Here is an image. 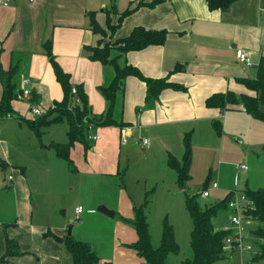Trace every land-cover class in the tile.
<instances>
[{
	"label": "crops",
	"instance_id": "0c3cea01",
	"mask_svg": "<svg viewBox=\"0 0 264 264\" xmlns=\"http://www.w3.org/2000/svg\"><path fill=\"white\" fill-rule=\"evenodd\" d=\"M140 1L147 4L151 0H12L8 7L0 6V65L3 70H8L19 60L18 86L27 79L29 90L37 96L41 94L44 103L49 102L52 106L53 102L62 99V91L44 55L42 45L50 41L56 62L70 74L72 84L83 86L92 115L104 116L108 102L100 94L99 87L111 81L114 70L91 61L86 47H94L100 40L106 43L109 38L111 42L120 40L137 26L166 31L163 45L129 52L124 59L145 77L158 79L167 76L170 82L185 90L165 89L151 107H145V84L135 77H128L123 92L116 97L113 117L129 125L124 128L104 126L100 130L104 132L113 127L121 144L139 142L137 136H147L141 141L149 154L157 147L167 158L169 155L182 158L184 152L178 155L179 145L186 134L192 139L206 135L208 122L223 116L224 112L205 106L209 96L226 91L252 95L237 79H253L258 66H264V0H237L224 12L209 11L205 0H164L154 7H138ZM112 3L116 10L109 15L112 25L117 23L122 12L128 9L132 12L123 19L112 37L102 38L91 31L89 16L93 12L98 25L106 30V10ZM236 50L250 56L251 67L237 61ZM177 65L181 67L174 71ZM15 102L13 107L19 112ZM234 111L245 113L242 108ZM14 119L0 118V158L16 173L14 177L8 175L10 184L7 188L14 191L19 215L31 186L26 180L25 168L23 175L20 169L14 168L22 165L13 161L8 139L4 137L2 121ZM124 131L128 136L123 142ZM107 135L111 134L107 132ZM96 136L99 137L96 142L100 141L101 136ZM110 138L111 141L98 144L97 150L104 153L112 147L114 153L116 139ZM143 140L147 142L144 144ZM174 144L178 145L176 151L173 150ZM76 148L78 146L70 150L71 159H74ZM31 220L32 215L26 218L28 228L23 230L13 224H6L9 228L5 230L6 225L0 226V258L5 253L4 233L15 240L24 253L3 264H33L32 260L39 261L38 264H58L53 256L61 253V248L57 247L59 242L51 236L44 237L49 229L36 228L31 225ZM35 256L40 259H34Z\"/></svg>",
	"mask_w": 264,
	"mask_h": 264
},
{
	"label": "rangeland",
	"instance_id": "374dc122",
	"mask_svg": "<svg viewBox=\"0 0 264 264\" xmlns=\"http://www.w3.org/2000/svg\"><path fill=\"white\" fill-rule=\"evenodd\" d=\"M25 88L29 90L31 87L26 84ZM1 93L0 87V97ZM30 100L31 97H22L14 101L20 110H16L17 119L2 121L10 155L17 165L25 168L31 191L24 197L18 215L14 191L7 188L10 184L8 175L14 177L16 173L11 167L0 170V226L13 224L23 230L28 228L26 218L32 215V226L49 229L53 236L64 238L72 225L71 238L90 244L98 257V264H146L133 248L137 233L132 222L135 209L147 201L144 212L152 247L159 246L164 223L171 225L179 252L168 257V264H183L192 256L190 234L193 226L185 206L187 196L198 195L197 202L203 206L220 201L228 193L233 198L245 189L264 191V124L246 113L225 111L217 119L221 124L220 131L210 120L208 134L193 139L190 135L189 178L179 186L175 171L167 164L165 152L162 154L155 147L149 154L141 141L147 137L144 135L137 136L139 142L128 141L127 138L128 142L121 144L113 127L104 132L101 127L89 129L90 136L99 135L101 140H88L91 148L86 154L81 144H75L72 147L78 146L72 159L75 171H70L68 163L57 158L49 147L53 142H68L67 123L58 122L44 127L38 138L23 120L38 118L33 116L32 109H38L42 115L51 105L44 103L41 94L37 100ZM107 132L111 135L108 136ZM110 137L116 139L115 152H112V147L104 153L97 150L96 146L111 141ZM173 150H178L177 144L173 145ZM183 152L181 141L178 155ZM175 158L180 160L181 157ZM239 165L246 166L247 170H239ZM213 183L217 185L216 189H211ZM204 188L210 191L207 198L201 195ZM79 205L82 213L75 219V208ZM101 206L113 212L114 216L98 212L97 208ZM220 225L227 230L236 228L228 215ZM253 226L243 220L240 233L244 243L254 247ZM4 227V230L9 228L7 225ZM57 247L61 248V253H55L53 257L57 258L58 264H70L65 245L59 242ZM252 256L251 253L229 251L222 261L215 264H262L260 260H252ZM39 257L34 259L39 260ZM32 261L33 264L39 262Z\"/></svg>",
	"mask_w": 264,
	"mask_h": 264
},
{
	"label": "trees",
	"instance_id": "16d2710c",
	"mask_svg": "<svg viewBox=\"0 0 264 264\" xmlns=\"http://www.w3.org/2000/svg\"><path fill=\"white\" fill-rule=\"evenodd\" d=\"M164 0H151L149 3L138 2L137 6L154 7ZM209 11H227L229 7L237 0H205ZM114 4L110 6L107 12L106 30L102 29L95 19V14L92 12L89 16V27L94 34H98L102 38L112 37L117 28L121 25L123 19L130 14L131 10H126L119 14V18L115 25L111 24L110 14L115 13ZM109 31V35H107ZM167 32L164 30L145 29L141 26L134 27L128 36L111 42L110 38L106 43L102 40L94 47H86L89 52V59L96 61L102 65L110 66L114 70V76L111 81L99 87V92L108 102L107 112L104 116L92 115L88 98L82 85H74L71 82L70 74L56 62L52 54L51 42L47 41L42 46L44 55L46 56L56 82L60 85L62 91V99L58 102H53L52 106L45 114L38 116L36 119L23 120L26 126L40 138L44 127L53 123L66 122L68 125V142L67 143H51V147L56 157L68 163L70 171L74 170V164L70 157V150L75 144H81L86 154L91 147L88 144L89 129L91 127L115 126L119 128L127 127L129 124L118 122L114 119L113 111L116 97L119 92H123L126 78L135 77L142 81L146 86L145 107H151L158 100L161 92L165 89L185 90L184 87L174 84L169 81L166 76L164 78L152 79L145 77L136 67L127 64L125 55L129 52H137L146 49L149 46H161L166 41ZM113 45H116L113 47ZM115 50L114 55L112 51ZM122 61L123 64L120 62ZM19 60H16L8 68L3 70L0 65V86L2 89L0 97V118L11 117L16 118V110L13 107V102L22 99V92L16 83ZM177 65L174 71L180 69ZM244 88L251 92L252 95L243 93H234L232 91L214 93L205 100V106L209 109H215L221 113L228 110H238L240 108L253 119L264 124V66L260 64L257 68L256 75L253 79H237ZM18 87L20 89H18ZM75 89V93H72ZM30 101L37 100L35 92L29 90ZM140 112V109L138 110ZM213 127L220 131L221 124L218 121H213ZM190 134L184 137V154L181 160L169 155L167 164L173 169L177 175V183L183 186L184 182L189 178L188 169L191 161L190 157ZM0 168L6 170L8 164L4 159L0 158ZM20 173L23 175V167ZM9 179V178H8ZM205 189V188H204ZM254 205L253 210L248 212L251 219V225L254 227L251 232L254 238L252 260H260L264 264V191L245 189L241 191ZM231 193H228L220 201L201 206L197 202V196L193 195L186 197V210L192 222V231L190 234V247L192 256L183 264H215L224 259L222 245L224 239L231 235L230 231H225L220 225L222 219L229 215L228 200L231 198ZM147 201L140 207L135 209V219L133 226L137 233V240L133 244V248L138 256L142 257L146 264H168V257L179 252L178 245L174 239V231L171 225L164 223L163 231L159 246L153 248L150 242L148 233V225L144 208ZM5 228V227H4ZM51 236L56 241L65 245L70 258V264H98V257L94 248L85 242L76 241L71 236L58 238L47 232L44 237ZM5 253L0 258V264H3L7 259L24 255L20 251L18 243L9 238L4 233Z\"/></svg>",
	"mask_w": 264,
	"mask_h": 264
},
{
	"label": "built area",
	"instance_id": "2783aa9c",
	"mask_svg": "<svg viewBox=\"0 0 264 264\" xmlns=\"http://www.w3.org/2000/svg\"><path fill=\"white\" fill-rule=\"evenodd\" d=\"M12 0H0V6L1 7H8ZM264 13V9L262 10ZM236 59L240 64H243L246 67H251L252 66V61L250 59V56L241 51V50H236ZM27 83L25 80L22 81L23 85V92H22V97L28 99L29 98V90L25 88ZM72 93H75V89H72ZM32 114L33 116H40L41 112L38 109H32ZM128 136L127 132H123V142L125 141V137ZM98 136H89L88 140L90 141H97ZM147 141L143 140V143L145 144ZM239 170L245 171L247 170V167L244 165H239L238 166ZM11 179V177H9ZM217 185L213 183L211 185V189H216ZM210 194L209 190L204 189L201 192V195L204 198H207ZM254 205L253 203L241 192L236 194L235 197H231L230 200L228 201V210H229V219L231 224L235 226L236 228L234 230H227L223 228L225 231H230L231 235L227 236L222 245V252L223 254L228 253L229 251H236L240 254L243 253H250L253 251V246L252 245H247L244 243V238L242 237L240 230H241V224L243 223V220H245L247 223L251 224V219L249 217L248 212L250 210H253ZM82 213V208L79 206L75 210V219L79 218V214Z\"/></svg>",
	"mask_w": 264,
	"mask_h": 264
},
{
	"label": "water",
	"instance_id": "95a60500",
	"mask_svg": "<svg viewBox=\"0 0 264 264\" xmlns=\"http://www.w3.org/2000/svg\"><path fill=\"white\" fill-rule=\"evenodd\" d=\"M97 211L108 216V217H113L114 216V213L111 212V211H108L105 207L101 206V207H98L97 208ZM71 230H72V225H70L67 229V236H71Z\"/></svg>",
	"mask_w": 264,
	"mask_h": 264
},
{
	"label": "bare ground",
	"instance_id": "6f19581e",
	"mask_svg": "<svg viewBox=\"0 0 264 264\" xmlns=\"http://www.w3.org/2000/svg\"><path fill=\"white\" fill-rule=\"evenodd\" d=\"M229 201V200H228Z\"/></svg>",
	"mask_w": 264,
	"mask_h": 264
}]
</instances>
